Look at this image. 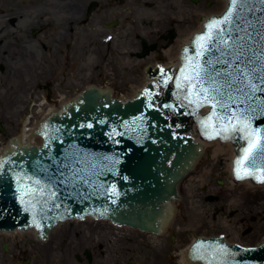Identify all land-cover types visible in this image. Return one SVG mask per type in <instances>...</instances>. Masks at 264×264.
Here are the masks:
<instances>
[{
	"label": "water",
	"instance_id": "1",
	"mask_svg": "<svg viewBox=\"0 0 264 264\" xmlns=\"http://www.w3.org/2000/svg\"><path fill=\"white\" fill-rule=\"evenodd\" d=\"M223 27L222 37L214 35L215 43H210L200 58L207 70L204 86L217 81L221 87L216 99L228 107L217 105L215 111L220 116L247 119L249 127L240 131L241 125L237 124L235 130L216 135L211 126L201 123L213 112V106L190 104L184 99L188 90L183 79L177 87L180 72L172 78V70L161 66L149 70V81L134 99L113 98L107 84L104 86L108 90L85 92L62 111L56 108L42 124V145H32L33 141L25 144L19 137L6 151H0L6 152L0 158V230L35 226L45 233L59 221L89 216L157 229L164 215L160 205L166 203L167 209L173 210L169 202L178 196V184L187 174L190 178L198 172V163L194 164L207 151L201 141L195 140L197 128L206 141L228 146L232 141L216 139L227 135L236 148L241 140L249 142L252 129L264 135V0H237L236 9ZM187 54L195 57L196 47L188 49ZM237 66L247 72V78L237 75ZM249 79L257 86L255 89ZM145 89H151L154 95L149 98ZM212 122L218 128L219 116H213L208 124ZM242 146L239 157H246L242 167L251 168L247 158L252 150L244 151L249 143L246 148ZM256 167H264V163L257 161ZM223 172L224 176H233V171ZM247 183L241 180V185ZM178 201H183L182 195ZM137 209L152 213L137 217ZM218 245L225 246L224 253ZM188 252L186 264H197ZM194 257L206 264H264V244L242 248L222 243L221 237H201L194 245Z\"/></svg>",
	"mask_w": 264,
	"mask_h": 264
},
{
	"label": "flooded vegetation",
	"instance_id": "2",
	"mask_svg": "<svg viewBox=\"0 0 264 264\" xmlns=\"http://www.w3.org/2000/svg\"><path fill=\"white\" fill-rule=\"evenodd\" d=\"M223 1L0 0V135L6 137L0 148L19 139L12 129L32 122L29 129L38 127L41 138L39 127L49 111L105 89L102 82L109 78L146 80L149 70L159 66L176 77L185 65V49H195V37L226 11L229 0L224 8ZM53 91L61 98L71 96L37 118L54 101ZM179 186L169 206L180 200ZM160 206L164 215L157 229L86 218L63 221L45 233L35 227L0 232V264H166L170 252L158 245L170 234L177 209L170 217L167 204ZM145 212L152 213L137 209L136 215ZM122 227L127 229L117 230ZM106 229L112 232L102 234ZM200 237L184 246L181 257Z\"/></svg>",
	"mask_w": 264,
	"mask_h": 264
},
{
	"label": "rangeland",
	"instance_id": "3",
	"mask_svg": "<svg viewBox=\"0 0 264 264\" xmlns=\"http://www.w3.org/2000/svg\"><path fill=\"white\" fill-rule=\"evenodd\" d=\"M143 81L145 79L120 81L109 78L102 84H107L114 90L113 97L125 98L132 94V89H138L137 86L143 85L145 83ZM52 95L54 101L49 102L37 118L44 116L51 107L59 105L62 100H67L71 96L69 94L66 98H61L55 91ZM33 115L37 114L34 112ZM31 125L16 131L12 129V132L17 134L29 132ZM34 140L37 143L42 142L39 137ZM5 142L6 137L0 135V147L4 146ZM214 147L211 145L207 148L203 158L198 161V172H193L192 178H186L180 187L183 201H177L175 221L169 229L170 234L174 236L169 234L158 245H165L170 252V257H165L166 264H183L181 251L184 246L190 244L194 236H218L223 233L230 243L238 242L241 245L253 246L264 237V190L257 188L255 191H249L246 185H241V182L235 181L231 175L224 176L223 171L227 170L223 168L228 162L225 155L219 162L216 161L214 169L210 171L213 165L211 151ZM206 170H209L207 176L201 179ZM227 188L229 192H226ZM224 192L230 195L225 197Z\"/></svg>",
	"mask_w": 264,
	"mask_h": 264
},
{
	"label": "snow or ice",
	"instance_id": "4",
	"mask_svg": "<svg viewBox=\"0 0 264 264\" xmlns=\"http://www.w3.org/2000/svg\"><path fill=\"white\" fill-rule=\"evenodd\" d=\"M237 7V0H231V7L229 8L226 15L219 19H212L207 24V31L202 34H199L195 37L193 43L196 45V54L195 57H185V66L180 69V78H177V87H181V79L184 81V87L187 88V94L184 96V99L187 100L190 104H196L199 107L202 103H208L213 106V112L202 121V125L211 126L213 132L216 135H220L221 133H227L230 130H235L237 124L241 125L240 131H244L245 128L249 127L247 119H241V117L235 115H228V116H220L216 111L215 108L219 105L222 108L228 107L222 100H217L216 96L218 93V88L221 85L218 84L217 81L213 80L209 87H205V76L207 75V70L205 67L200 63V58L204 56L205 52L208 51V45L210 43H215L213 36L215 35L217 38L222 37L225 29L223 25L230 20L232 16L233 10ZM215 29V32H214ZM226 42V41H225ZM185 52H188V49H185ZM187 70V74H186ZM161 72L165 75L166 73L164 69H161ZM230 75V73H229ZM237 75H243L247 78V72H241L239 70V66H237ZM235 79V77L233 78ZM262 82H264V78H262ZM165 83H167V79H165ZM249 85H251L252 89H255L257 86L251 83L249 79ZM228 87H231V84H227ZM144 94L151 98L154 93L151 89H145ZM231 99V97H229ZM152 105L150 104L149 107ZM164 107H173L172 105H164ZM213 116H219V127L217 128L215 122L208 124V122L212 121ZM227 120V123H225ZM235 120L236 124H233L232 121ZM91 127V125H89ZM261 130L259 129H252L248 133L249 139V147L248 149H244L245 152L250 153V157H248V163L252 165L251 168L249 167H242V161L246 159V157H238L236 161V174L238 178H244L245 176H254L256 179L264 181V167L257 168L256 164L257 161L264 163V135H257L258 132ZM208 135V132H205ZM209 138H212L211 136ZM227 139V135L224 136ZM257 172L260 175H257ZM203 243V242H201ZM218 249L221 253H224L225 246L218 245ZM197 250H199L200 245L196 246Z\"/></svg>",
	"mask_w": 264,
	"mask_h": 264
},
{
	"label": "bare ground",
	"instance_id": "5",
	"mask_svg": "<svg viewBox=\"0 0 264 264\" xmlns=\"http://www.w3.org/2000/svg\"><path fill=\"white\" fill-rule=\"evenodd\" d=\"M226 4V0L225 1H223V8L226 6L225 5ZM222 8V7H221ZM222 8V9H223ZM222 9H219V10H212V12H221V10ZM149 79H147V80H145V81H143V82H145L143 85H141V86H137L138 88H139V90H138V92H140V90L143 88V86L147 83L146 81H148ZM142 81V80H141ZM138 92H136V94L134 93V94H131V95H129L128 97H135V96H137L139 93ZM74 98H70V100L72 101ZM76 99V98H75ZM74 99V100H75ZM55 109L56 108H54V110H51V111H49L47 114H46V117L47 116H49L51 113H53V112H55ZM34 129H35V127H34ZM34 129L32 130L31 128H30V132H25V133H22L21 135H20V137H21V139L24 141V143L25 144H30V141H33L35 144H39V143H37L36 142V140H34L37 136L34 134ZM198 133H199V135H198V137H196L195 138V140H196V142H199V141H201L202 143H203V145L205 146V148L207 149L209 146H211V145H214L215 147H214V149H213V151H211L212 152V154H211V158H212V161L211 162H213V165L211 166V169H210V171L211 170H213L214 169V167H215V165L214 164H216L217 162L216 161H218L219 162V160H221L222 159V157L225 155V156H227V159H228V162L227 163H225V166H224V170L226 169L228 172L229 171H232V166H233V158L235 157V155H236V150H235V147H234V143L233 142H231V144L230 145H222L221 143H210L209 141H206V139L202 136V134L200 133V131H198V128H197V130H196ZM9 145H10V143L8 144V146L7 147H5L4 149H1L0 148V151H2V150H4V151H6L8 148H9ZM208 172H209V170H206L205 172H203V174H202V178L201 179H203V178H205V176H207V174H208ZM231 177H233V176H231ZM192 177H190V179H191ZM195 184H197V183H195ZM244 185H246L247 186V188L249 189V191H255L257 188L258 189H263L264 190V186H263V184H261V185H256L255 183H254V181H249L248 180V183L247 184H244ZM226 192H229V188H227V190H226ZM226 192H224V196L225 197H227V196H229L230 195V193H226ZM248 196V195H247ZM249 197V196H248ZM252 200V199H251ZM248 201V200H247ZM254 201V200H253ZM249 202V201H248ZM175 203H176V201L174 202H172L171 204L172 205H170V206H172L173 207V210H171V214H169V216L170 215H172L173 214V211H174V208H175ZM100 223H103V222H100ZM127 229V227L125 228V227H122V228H120V229H117V230H126ZM20 230H18L17 229V232L16 233H20L19 232ZM106 232L104 233V231H103V233L102 234H110L112 231H109V230H105ZM0 232H4V231H0ZM12 232V231H11ZM16 233H13V234H16ZM0 235H1V233H0ZM2 236H4V233H2ZM151 238H155V239H157L156 237H154L153 235H152V237ZM264 240V237H263V239L260 241V242H262ZM259 242V243H260ZM259 243H257V244H259ZM247 245H250V244H247ZM252 245V244H251ZM186 255L188 256V257H190V255H189V252H188V249H187V251L185 252V250L183 251V261H184V263L186 264V262H185V257H186Z\"/></svg>",
	"mask_w": 264,
	"mask_h": 264
}]
</instances>
